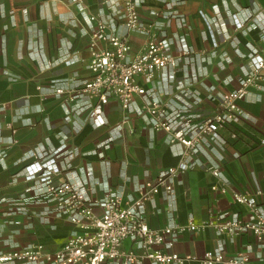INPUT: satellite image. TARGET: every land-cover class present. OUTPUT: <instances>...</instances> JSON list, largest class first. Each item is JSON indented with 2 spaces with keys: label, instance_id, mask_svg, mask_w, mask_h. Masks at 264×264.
Masks as SVG:
<instances>
[{
  "label": "crops",
  "instance_id": "crops-1",
  "mask_svg": "<svg viewBox=\"0 0 264 264\" xmlns=\"http://www.w3.org/2000/svg\"><path fill=\"white\" fill-rule=\"evenodd\" d=\"M168 1L142 0L140 17L164 23L162 14L181 16L183 22L168 19L166 31L175 41L183 38L192 53L180 61L173 81L161 70L149 82L140 78L148 91L135 95L132 106L143 105L150 96L179 103L186 89L199 99L193 111L202 116L215 109L219 93L238 85L250 68L249 54H264V0H176L171 8ZM150 11L159 14L152 18ZM232 13L242 27L233 23ZM90 14L114 20L116 32L124 31L121 0H0V252L35 241L52 250L79 230L34 196L37 182L24 177V165L34 152L50 153L65 143L72 153L59 155L58 164L70 165L82 178L91 167V195L98 198L110 190L133 195L137 184L183 159L182 145L169 143L163 131L152 129L145 113L132 109L127 125L118 131L120 104L113 95L103 107L104 123L94 126L86 120L87 105L75 107L83 99L66 102L52 92L54 87H76L92 75L88 44L95 23ZM145 38L132 32V49ZM177 50L175 42L171 51ZM261 84L239 101L240 120L221 128L217 142L189 158L190 166L175 181L174 204H167L163 190L145 204L152 228L185 225L190 218L200 225L230 213L249 219L247 207L235 201L232 192L249 193L264 213V81ZM109 136H114L109 146H97ZM212 167L219 168V177L210 172ZM64 178L63 173L56 177ZM220 180L228 185L225 193L211 188ZM220 242L225 254L246 252L250 264H264L251 232L220 235L210 226L184 230L176 233L171 250L200 256ZM132 245L124 242L125 248Z\"/></svg>",
  "mask_w": 264,
  "mask_h": 264
},
{
  "label": "built area",
  "instance_id": "built-area-1",
  "mask_svg": "<svg viewBox=\"0 0 264 264\" xmlns=\"http://www.w3.org/2000/svg\"><path fill=\"white\" fill-rule=\"evenodd\" d=\"M141 1L121 0L123 32H116L114 20H104L99 14L89 15V19L95 23L88 44L87 65L92 75L80 81L76 87H54L52 92L64 97L66 102L83 99L82 103H75V107L86 104V120L94 126L104 123L103 107L109 96L113 95L120 104L118 131L127 125L128 114L132 109L145 113L152 129L163 131L169 143L182 145L183 159L176 165L161 168L153 179L137 184L133 195L124 196L122 191L110 190L98 198L91 195V167L85 169L82 178L70 165L63 167L58 164L59 155L72 153L66 149L65 143L50 153L34 152L32 160L24 165L25 179L37 182L34 196L50 203L51 213L64 216L79 230L52 250L45 249L41 242L35 241L1 251L0 264H142L145 260L151 264H250V256L246 252L225 254L222 242L213 249L205 250L200 256L180 255L171 250L177 232L206 226L212 227L220 235L251 232L259 247L258 255L264 256V213L259 204L250 200L247 192H232V196L247 207L249 219L230 213L220 214L200 225L191 218L185 225L161 228H152L147 222L145 204L163 190L168 198L167 204L172 206L176 197L175 181L190 166L189 158L202 147L217 142L219 130L238 122L243 116L239 101L244 99L250 89L260 87L264 81V54H249V70L235 88L218 94L217 106L208 114L198 116L193 111L199 99L186 89L182 90L179 103L150 96L143 105L132 106L135 95L148 91L140 83V78L149 82L161 70L165 71L167 81H173L180 61L192 53L183 38L175 41L166 31L165 22L168 19L177 17L183 22V18L170 13L162 14L166 19L164 23L151 18L144 21L138 12ZM173 3L176 0H169L168 7L171 8ZM149 13L152 18L159 14L157 11ZM230 18L237 27L243 26L234 13ZM132 32L146 36L137 50L132 49ZM101 42L105 43L104 46L99 44ZM175 42L178 50L172 52L171 47ZM214 88L210 86L209 90L213 91ZM2 106L0 101V110ZM70 113L66 112V120L71 119ZM113 138L109 136L97 146L106 148ZM210 172L219 177L218 167H212ZM62 173L65 178L56 179ZM220 181L211 188L225 193L228 185ZM23 200L18 201L23 203ZM95 207H99V212L95 211ZM126 240L133 245L125 248Z\"/></svg>",
  "mask_w": 264,
  "mask_h": 264
}]
</instances>
